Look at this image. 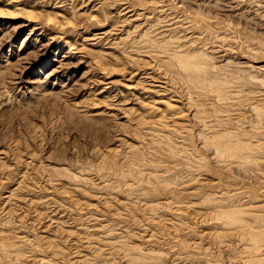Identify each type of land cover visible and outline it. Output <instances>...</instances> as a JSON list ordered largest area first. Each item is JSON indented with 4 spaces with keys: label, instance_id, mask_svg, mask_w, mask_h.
<instances>
[{
    "label": "rangeland",
    "instance_id": "rangeland-1",
    "mask_svg": "<svg viewBox=\"0 0 264 264\" xmlns=\"http://www.w3.org/2000/svg\"><path fill=\"white\" fill-rule=\"evenodd\" d=\"M253 261L264 0H0V264Z\"/></svg>",
    "mask_w": 264,
    "mask_h": 264
},
{
    "label": "bare ground",
    "instance_id": "bare-ground-1",
    "mask_svg": "<svg viewBox=\"0 0 264 264\" xmlns=\"http://www.w3.org/2000/svg\"><path fill=\"white\" fill-rule=\"evenodd\" d=\"M28 15H29V14H28ZM224 148H225V147H224ZM238 214L243 215V214H241V213H238ZM223 215L227 218V219L225 218L226 221H222V223H224V224H225V223H226V224L228 223L229 225H230L231 223H232V224H233V223L236 224V222H237L238 220H239V222H242V219H243V218L240 219V218H239V215L234 214V212L223 213ZM243 216H244V215H243ZM241 217H242V216H241ZM245 218H247V217H245ZM219 219H220V218H219ZM223 220H224V218H223ZM243 222H245V221H243ZM245 223H247V222H245ZM235 224H234V225H235ZM237 224H238V223H237ZM243 224H244V223H243ZM239 225H241V224H239ZM235 226H236V225H235ZM240 227H242V226H240ZM244 227H245V225H244ZM253 230H254V229H253ZM246 231H247V229H246ZM249 231H250V230H248V232H249ZM242 233H243V232H242ZM244 234H245V232H244ZM244 234H243V235H244ZM247 236H248V235H247ZM247 236H246V237H247ZM249 236H250V238H251V242L254 243V244H252L253 246L251 245V246L253 247V249H250L249 252H250L251 254H252V253L255 254V253L258 252L257 250H259V248H260V247H259L260 245L258 246V244H261V242L258 240V239H259L258 237L256 238L257 235L255 236L254 234H250V232H249ZM244 237H245V236H244ZM257 240H258L260 243L257 244V243H256ZM260 240H261V239H260ZM249 247H250V246H249ZM260 250H261V249H260ZM260 250H259V251H260ZM258 253H259V252H258ZM253 256L255 257V255H253ZM256 256H257V255H256ZM183 257H184V256H183ZM247 257H249V255H248ZM248 259H249V258H248ZM258 259H260V258L257 257V259H254V261L257 260V261L260 262V260H258ZM251 261H252V260H250V263H251ZM254 261H253V264H254ZM262 261H263V260H262ZM262 261H261V262H262ZM248 263H249V262H248ZM259 264H260V263H259ZM261 264H262V263H261Z\"/></svg>",
    "mask_w": 264,
    "mask_h": 264
}]
</instances>
